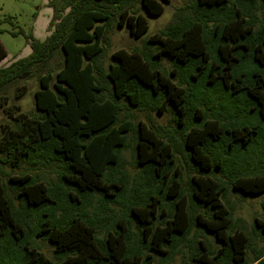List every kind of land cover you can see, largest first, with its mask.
Here are the masks:
<instances>
[{"label": "trees", "instance_id": "16d2710c", "mask_svg": "<svg viewBox=\"0 0 264 264\" xmlns=\"http://www.w3.org/2000/svg\"><path fill=\"white\" fill-rule=\"evenodd\" d=\"M169 2L60 0L49 36L27 35L30 55L0 68V107L9 87L13 101L27 93L24 75L39 83L37 114L14 104L0 129V264H243L248 252L264 264L224 182L238 197L264 193V148L252 151L264 134V0H195L106 67L110 33L141 37L143 12ZM168 105L172 130L134 118ZM132 136L134 179L123 169ZM39 166H56L58 182ZM255 228L263 241L264 221Z\"/></svg>", "mask_w": 264, "mask_h": 264}, {"label": "rangeland", "instance_id": "374dc122", "mask_svg": "<svg viewBox=\"0 0 264 264\" xmlns=\"http://www.w3.org/2000/svg\"><path fill=\"white\" fill-rule=\"evenodd\" d=\"M60 0H0V19L3 20L1 25L2 33H0V41L3 44L7 56L2 60L0 68H5L11 63L17 61L18 59L25 58L30 55L31 47L30 43L26 39L27 35H32L35 39L39 41H44L47 36L51 33L50 24L53 20L55 7L53 3L56 4ZM195 0H170L169 3L164 5V12L160 16H149L145 12L148 30L141 37H134L130 34L127 27L116 28L110 33L112 39L110 47L105 56V65L108 67L110 64L115 63L112 55L121 49H124L128 52L133 50L141 51L146 47V41L149 37L160 32L166 28L170 23H172L176 15L182 13L180 10L186 8L188 5L193 3ZM52 3V6L50 5ZM11 18L12 22L5 21ZM23 31L24 34L20 33ZM15 33L16 35H13ZM55 66L60 67V60L57 59L54 62ZM169 68V66H168ZM30 78V74H27L24 78H21L22 82L19 87L26 86L28 91L21 97L20 100L13 101V98L16 94L17 87H9L7 89V104L0 107V129L1 125L9 122V118L5 109L10 108L12 105H19L21 107V112L26 114H37L35 109V92L39 89V83L37 79ZM2 103H5L6 100L2 99ZM134 118L136 121L141 120L145 121L149 118H153L159 125L165 126L168 129L172 130L175 128L174 123V113L170 105L167 106L165 112L162 113L155 111L152 113V116H148L147 112H135ZM134 123L137 124L134 120ZM134 138L131 137V142L129 147L123 153V169L126 174L132 179L137 178L139 169L135 168L134 163V151L131 147L133 144ZM255 147L264 148V134L257 140V145H253V150ZM173 152V149H170ZM180 150V149H179ZM176 156L179 158L181 166L185 169L183 182L181 186L184 190V194L188 197V190L186 182L190 179V169L189 162H186L185 153L180 151L176 152ZM36 173L44 179L47 183H56L58 182L57 172L58 168L56 166L43 167L39 166L38 170H35ZM216 176L221 178L220 173H217ZM189 177V178H188ZM226 184V193L228 195V202L232 207H235V218L241 220L243 226H238L239 228L244 229L245 232L249 233V240L251 244H256L258 249L264 248V234L262 240L257 239V236L251 234L255 228V220L264 221V193L256 196H246L241 194L238 197L235 193H240V191L233 190L232 186L228 181H224ZM171 203V199L168 200ZM95 204L97 201L95 200ZM168 206V203H167ZM123 209L119 214L123 217L127 216V209L122 206ZM52 258V252L49 253ZM255 253L248 252L246 259L243 264H251L254 261Z\"/></svg>", "mask_w": 264, "mask_h": 264}, {"label": "water", "instance_id": "95a60500", "mask_svg": "<svg viewBox=\"0 0 264 264\" xmlns=\"http://www.w3.org/2000/svg\"><path fill=\"white\" fill-rule=\"evenodd\" d=\"M25 76H27V74H26V75H24L22 78H24Z\"/></svg>", "mask_w": 264, "mask_h": 264}]
</instances>
